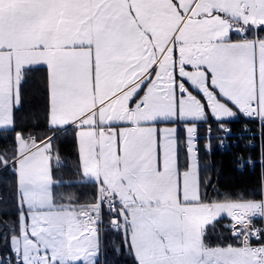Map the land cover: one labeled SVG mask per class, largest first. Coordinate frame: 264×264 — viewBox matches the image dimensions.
<instances>
[{
    "label": "snow or ice",
    "instance_id": "obj_1",
    "mask_svg": "<svg viewBox=\"0 0 264 264\" xmlns=\"http://www.w3.org/2000/svg\"><path fill=\"white\" fill-rule=\"evenodd\" d=\"M37 77L44 127L17 130ZM240 117L264 134V0H0V133L14 134L0 169L17 206L0 240L15 264H98L107 215L134 264H264V174L215 196L201 177L199 128L211 152L210 121L227 134ZM69 130L70 187L90 198L58 191Z\"/></svg>",
    "mask_w": 264,
    "mask_h": 264
},
{
    "label": "trees",
    "instance_id": "obj_2",
    "mask_svg": "<svg viewBox=\"0 0 264 264\" xmlns=\"http://www.w3.org/2000/svg\"><path fill=\"white\" fill-rule=\"evenodd\" d=\"M45 103V97L37 77L25 87L22 100L23 106L17 114V130L27 129L31 131L37 124L40 128H43L42 113ZM37 116L41 118L37 120ZM210 123L211 127L218 128L214 122L210 121ZM227 125L232 133L243 131L246 125L254 129L256 126L255 123H250L243 117L233 120ZM205 128H207V125L200 127L199 130ZM13 135L11 132L0 133V152L9 150L10 154ZM256 140L254 139V141ZM57 143L61 152V165L55 166V178L58 181H63L62 185H58V191L84 192L90 198V188H80L78 183L76 187H70L71 184L78 182L80 179L79 176L75 175L76 148L72 131L69 130L66 134L61 135ZM262 144L249 146V144L245 145L241 142L237 144L236 148L221 153L217 150L212 154L202 151L200 155L201 177L209 185L207 188L209 196H215L217 193L250 191L257 188L261 176L264 174V140ZM239 155H243L245 158H255L256 161L260 158L262 162L255 164L253 170L247 165L243 170L237 164ZM14 193V177L11 171L6 172L0 169V219H4L9 223L15 221L17 216ZM105 222L107 223V215L105 216ZM3 231V228H0V233ZM103 231V255L98 264H134L132 256L123 244L122 234L107 230L106 227ZM216 235H219V229ZM211 239L215 242L216 236H212ZM0 252L5 256H14L3 240H0Z\"/></svg>",
    "mask_w": 264,
    "mask_h": 264
},
{
    "label": "built area",
    "instance_id": "obj_3",
    "mask_svg": "<svg viewBox=\"0 0 264 264\" xmlns=\"http://www.w3.org/2000/svg\"><path fill=\"white\" fill-rule=\"evenodd\" d=\"M207 136H208L207 131L204 133H201V135L199 136V140L197 144V147L199 148V156H200L201 150H204L206 153H213L214 150H217V151H220L221 153L224 151H228L231 148H236L237 144L241 142H243L245 145L247 144L258 145L259 143L263 145L262 142L264 140V134L261 133V130L257 124L255 126V129L246 125V127H244L243 131L241 132L239 131L235 133L230 132L227 134L220 130H215L214 128H212L211 141H210L211 142V152H208L205 150V147H204V145L208 143V140L206 139ZM221 139H223L224 141L223 147H221V144H220ZM254 139H257V140L254 141ZM201 140H205L204 143L201 144L202 146L200 145ZM253 162L254 163L246 164L251 170L255 168L254 167L255 164L259 162L261 163L262 159L259 158L258 161L253 160ZM244 167H243V170H244ZM257 226H262V225L260 224V222H257ZM0 258L8 259L10 261V264H15V256L13 257L5 256L0 252Z\"/></svg>",
    "mask_w": 264,
    "mask_h": 264
},
{
    "label": "crops",
    "instance_id": "obj_4",
    "mask_svg": "<svg viewBox=\"0 0 264 264\" xmlns=\"http://www.w3.org/2000/svg\"><path fill=\"white\" fill-rule=\"evenodd\" d=\"M199 132H200V130H199ZM100 238H101V250H100V254H99V257H98V261L102 258V247H103V242H102V235L100 236Z\"/></svg>",
    "mask_w": 264,
    "mask_h": 264
},
{
    "label": "bare ground",
    "instance_id": "obj_5",
    "mask_svg": "<svg viewBox=\"0 0 264 264\" xmlns=\"http://www.w3.org/2000/svg\"><path fill=\"white\" fill-rule=\"evenodd\" d=\"M249 146H250V144H249ZM240 157H243L245 160H247L248 158H245V156H243V155H239ZM251 160L253 161V160H255V158L253 159V158H251Z\"/></svg>",
    "mask_w": 264,
    "mask_h": 264
},
{
    "label": "rangeland",
    "instance_id": "obj_6",
    "mask_svg": "<svg viewBox=\"0 0 264 264\" xmlns=\"http://www.w3.org/2000/svg\"><path fill=\"white\" fill-rule=\"evenodd\" d=\"M199 135V134H198Z\"/></svg>",
    "mask_w": 264,
    "mask_h": 264
}]
</instances>
